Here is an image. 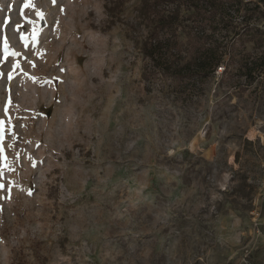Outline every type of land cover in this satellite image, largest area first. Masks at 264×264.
<instances>
[{
	"label": "rangeland",
	"instance_id": "rangeland-1",
	"mask_svg": "<svg viewBox=\"0 0 264 264\" xmlns=\"http://www.w3.org/2000/svg\"><path fill=\"white\" fill-rule=\"evenodd\" d=\"M141 1L0 0V264H264V0L190 81Z\"/></svg>",
	"mask_w": 264,
	"mask_h": 264
},
{
	"label": "trees",
	"instance_id": "trees-1",
	"mask_svg": "<svg viewBox=\"0 0 264 264\" xmlns=\"http://www.w3.org/2000/svg\"><path fill=\"white\" fill-rule=\"evenodd\" d=\"M234 1L142 0L137 9L138 18L151 26L142 45L144 57L151 62L154 70L172 80L190 81L208 77L221 62V44L215 34L221 28L230 40L242 35L231 18L225 17V10ZM182 10H192L184 27L185 43L178 39ZM246 24L243 33L248 29ZM182 52L186 59L182 57Z\"/></svg>",
	"mask_w": 264,
	"mask_h": 264
},
{
	"label": "built area",
	"instance_id": "built-area-1",
	"mask_svg": "<svg viewBox=\"0 0 264 264\" xmlns=\"http://www.w3.org/2000/svg\"><path fill=\"white\" fill-rule=\"evenodd\" d=\"M250 1H252V0H243V3H244V4H247V3H249ZM222 69H223V67H218V68H217V71H218V72H221ZM251 214H252V216L254 217V219H253V221H254V222H253L254 231H255L256 234H259V231H260L259 226H260V224L257 223V217L259 216V214H258L256 211L252 212Z\"/></svg>",
	"mask_w": 264,
	"mask_h": 264
},
{
	"label": "snow or ice",
	"instance_id": "snow-or-ice-1",
	"mask_svg": "<svg viewBox=\"0 0 264 264\" xmlns=\"http://www.w3.org/2000/svg\"><path fill=\"white\" fill-rule=\"evenodd\" d=\"M28 5H26V7H27Z\"/></svg>",
	"mask_w": 264,
	"mask_h": 264
}]
</instances>
